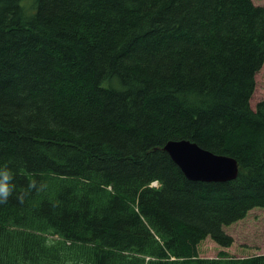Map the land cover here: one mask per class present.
Wrapping results in <instances>:
<instances>
[{"label":"trees","instance_id":"trees-1","mask_svg":"<svg viewBox=\"0 0 264 264\" xmlns=\"http://www.w3.org/2000/svg\"><path fill=\"white\" fill-rule=\"evenodd\" d=\"M263 63L252 0H0V264H264L222 249L264 207ZM170 139L237 177L188 179Z\"/></svg>","mask_w":264,"mask_h":264},{"label":"rangeland","instance_id":"rangeland-1","mask_svg":"<svg viewBox=\"0 0 264 264\" xmlns=\"http://www.w3.org/2000/svg\"><path fill=\"white\" fill-rule=\"evenodd\" d=\"M255 5H263L264 0H252ZM255 89L250 99V106L264 99V63L255 75ZM158 182L153 181L151 186ZM154 184V185H153ZM227 231L233 237V244L228 248H222L231 255L244 257L264 253V207L254 208L247 216L232 226ZM221 248L210 238H206L199 246V255L202 257H214Z\"/></svg>","mask_w":264,"mask_h":264},{"label":"water","instance_id":"water-1","mask_svg":"<svg viewBox=\"0 0 264 264\" xmlns=\"http://www.w3.org/2000/svg\"><path fill=\"white\" fill-rule=\"evenodd\" d=\"M163 149L188 179L222 182L238 175L235 158L212 152L188 139H170Z\"/></svg>","mask_w":264,"mask_h":264},{"label":"clouds","instance_id":"clouds-1","mask_svg":"<svg viewBox=\"0 0 264 264\" xmlns=\"http://www.w3.org/2000/svg\"><path fill=\"white\" fill-rule=\"evenodd\" d=\"M12 172L7 167H0V201L6 200L12 191Z\"/></svg>","mask_w":264,"mask_h":264},{"label":"bare ground","instance_id":"bare-ground-1","mask_svg":"<svg viewBox=\"0 0 264 264\" xmlns=\"http://www.w3.org/2000/svg\"><path fill=\"white\" fill-rule=\"evenodd\" d=\"M112 75V74H111Z\"/></svg>","mask_w":264,"mask_h":264}]
</instances>
